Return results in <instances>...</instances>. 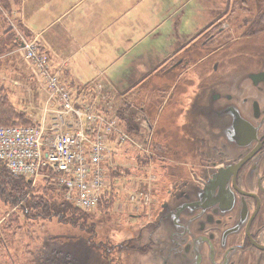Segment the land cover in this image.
Here are the masks:
<instances>
[{"label": "flooded vegetation", "instance_id": "1", "mask_svg": "<svg viewBox=\"0 0 264 264\" xmlns=\"http://www.w3.org/2000/svg\"><path fill=\"white\" fill-rule=\"evenodd\" d=\"M214 1V32L204 42H214V81L189 76L176 103L193 171L173 179L144 222L135 216L133 235L95 243L111 264H126L128 254L145 257L140 264H264V0ZM209 86L208 132L189 111ZM213 172L214 201L204 206L192 193Z\"/></svg>", "mask_w": 264, "mask_h": 264}, {"label": "rangeland", "instance_id": "2", "mask_svg": "<svg viewBox=\"0 0 264 264\" xmlns=\"http://www.w3.org/2000/svg\"><path fill=\"white\" fill-rule=\"evenodd\" d=\"M210 12L211 20L203 19V25L196 33L181 40L182 47L186 44L182 52L177 48L170 57L159 59L152 71L139 75L138 83L130 86L132 89L120 90L113 96L122 119L137 123L138 130L142 131L134 138L147 144L151 136V161L138 163L137 159L148 158L149 152L143 151L139 144L132 145L130 139L116 149L113 160L118 165L112 169L118 174L112 175L110 171L105 194L110 204L106 202L104 207L99 204L79 225L60 222L58 218L27 221L20 207L22 201L10 206L0 198V264H111L95 243L101 239L114 242L120 237L133 235L136 232L135 216L143 215L140 223L144 222L149 218L153 204L173 179L192 173L194 154L190 151L191 143L183 137L181 128L178 131L181 120H176L174 110L178 108L176 103L182 98L184 83L189 76L202 77L204 83L214 81V42L204 43L214 32L212 23L217 10L214 11L213 6ZM12 27L2 28L0 24V39L7 34L12 38L21 32L25 35L21 30L23 27ZM203 32L210 33L197 36ZM21 44L18 41L15 46L9 45L8 53L0 54V89L6 90L19 108L30 111L32 116H39L44 91ZM207 53L209 55L204 56ZM183 65L190 69L178 82V73L174 69ZM10 67L20 68L22 73L7 74L6 69ZM166 76L174 78L168 85L164 84ZM42 186L41 179L33 181V190L35 187L40 190ZM136 259L140 264L145 257L128 254L126 264H135Z\"/></svg>", "mask_w": 264, "mask_h": 264}, {"label": "crops", "instance_id": "3", "mask_svg": "<svg viewBox=\"0 0 264 264\" xmlns=\"http://www.w3.org/2000/svg\"><path fill=\"white\" fill-rule=\"evenodd\" d=\"M10 1L7 28L19 25L37 38L65 84L81 88L102 81L113 100L118 91L138 83L140 74L152 71L159 59L177 48L181 52V40L196 33L203 19H212L214 6V0ZM15 72L22 73L20 68L6 69L7 74ZM34 74L39 80L35 69ZM39 83L42 106L48 92Z\"/></svg>", "mask_w": 264, "mask_h": 264}, {"label": "built area", "instance_id": "4", "mask_svg": "<svg viewBox=\"0 0 264 264\" xmlns=\"http://www.w3.org/2000/svg\"><path fill=\"white\" fill-rule=\"evenodd\" d=\"M22 49L48 97L40 115H30L32 123L0 125V161L13 176L44 180L78 208L94 211L118 165L116 149L130 139L150 152L149 143L127 131L102 81L73 88L52 68L37 38L23 39Z\"/></svg>", "mask_w": 264, "mask_h": 264}, {"label": "trees", "instance_id": "5", "mask_svg": "<svg viewBox=\"0 0 264 264\" xmlns=\"http://www.w3.org/2000/svg\"><path fill=\"white\" fill-rule=\"evenodd\" d=\"M11 10L12 4L10 0H0V24L2 28L9 26ZM21 30L25 33V38H30V35L25 32V28ZM18 41L21 42V35H15L13 38L9 34L3 36L0 39V54L9 51V45L15 46ZM30 123H32V117L28 111L19 108L10 98V94L6 90L0 89V125ZM124 125L127 131L129 133L132 132L131 134H134V136L141 133L138 130L137 123H133L131 120L126 119ZM148 145L150 146V144ZM152 157L153 155L148 154V158H140L137 161L138 163H149ZM115 171L111 170L112 175L118 174ZM41 181L44 182V186L40 190L37 187L33 190L32 180L25 176H13L8 172L4 163L0 161V198L10 206L19 205L20 201H22L20 207L23 209L25 220L58 218L60 222L68 221L77 225L88 219V212L78 208L67 199L62 189L50 186L44 180ZM106 202L110 204V201L106 200L104 196L99 203V207L106 206ZM13 219L12 217L11 220ZM8 223H10V220Z\"/></svg>", "mask_w": 264, "mask_h": 264}, {"label": "water", "instance_id": "6", "mask_svg": "<svg viewBox=\"0 0 264 264\" xmlns=\"http://www.w3.org/2000/svg\"><path fill=\"white\" fill-rule=\"evenodd\" d=\"M211 91L214 92V86L201 88V91L198 92V94L196 95V99L194 100L195 104H193L192 109L189 111V114H193V118L194 120H197L199 126L205 128L207 131L212 130L211 125L214 122V119H212L214 115H211L213 113L212 111L214 110V100L211 99ZM175 112L178 116L176 117L181 120L182 118L180 115V106H178ZM180 128L181 126L178 124V131H180ZM202 178H204L202 185L198 186V189H196L192 194L196 195L197 198L200 199L201 203H206L204 206H208L214 201V172L210 175L202 173Z\"/></svg>", "mask_w": 264, "mask_h": 264}]
</instances>
